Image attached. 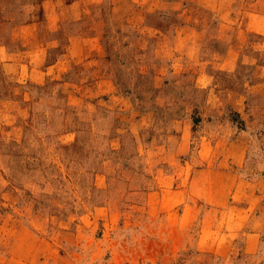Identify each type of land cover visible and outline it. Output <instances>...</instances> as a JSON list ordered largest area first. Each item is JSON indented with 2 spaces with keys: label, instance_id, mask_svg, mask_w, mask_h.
<instances>
[{
  "label": "rangeland",
  "instance_id": "rangeland-1",
  "mask_svg": "<svg viewBox=\"0 0 264 264\" xmlns=\"http://www.w3.org/2000/svg\"><path fill=\"white\" fill-rule=\"evenodd\" d=\"M0 264H264V0H0Z\"/></svg>",
  "mask_w": 264,
  "mask_h": 264
}]
</instances>
